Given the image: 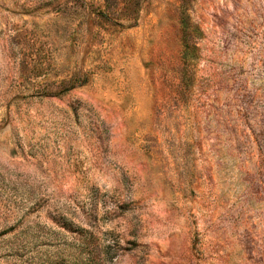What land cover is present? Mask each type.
Returning a JSON list of instances; mask_svg holds the SVG:
<instances>
[{"label":"rangeland","instance_id":"374dc122","mask_svg":"<svg viewBox=\"0 0 264 264\" xmlns=\"http://www.w3.org/2000/svg\"><path fill=\"white\" fill-rule=\"evenodd\" d=\"M0 264H264V0H0Z\"/></svg>","mask_w":264,"mask_h":264},{"label":"trees","instance_id":"16d2710c","mask_svg":"<svg viewBox=\"0 0 264 264\" xmlns=\"http://www.w3.org/2000/svg\"><path fill=\"white\" fill-rule=\"evenodd\" d=\"M189 18L188 16H183V40H184V47L185 50H187L191 44L190 39H192V36L190 34V27H189Z\"/></svg>","mask_w":264,"mask_h":264}]
</instances>
